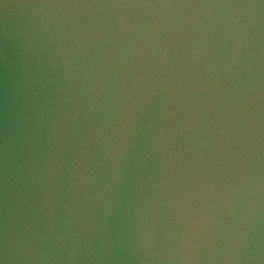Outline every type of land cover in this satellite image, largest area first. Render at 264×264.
<instances>
[{
	"label": "clouds",
	"instance_id": "clouds-1",
	"mask_svg": "<svg viewBox=\"0 0 264 264\" xmlns=\"http://www.w3.org/2000/svg\"><path fill=\"white\" fill-rule=\"evenodd\" d=\"M0 264H264V0H0Z\"/></svg>",
	"mask_w": 264,
	"mask_h": 264
}]
</instances>
